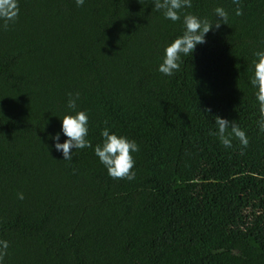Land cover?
Returning a JSON list of instances; mask_svg holds the SVG:
<instances>
[{"label":"trees","instance_id":"1","mask_svg":"<svg viewBox=\"0 0 264 264\" xmlns=\"http://www.w3.org/2000/svg\"><path fill=\"white\" fill-rule=\"evenodd\" d=\"M216 7L227 24L164 77L182 22L152 0H18L0 23L2 264H264V133L248 83L264 0H241L240 16L232 0L184 11L211 19ZM76 92L92 147L63 161L50 136ZM215 116L235 121L247 148H224ZM105 127L138 144L133 181L94 155Z\"/></svg>","mask_w":264,"mask_h":264},{"label":"clouds","instance_id":"2","mask_svg":"<svg viewBox=\"0 0 264 264\" xmlns=\"http://www.w3.org/2000/svg\"><path fill=\"white\" fill-rule=\"evenodd\" d=\"M76 7H81L85 0H74ZM234 15L242 14L241 0H232ZM192 7V0H152V10L160 13L165 20L173 23L182 22V34L164 47L157 66V72L164 77H172L180 71L182 57H190L197 46L206 43V35L210 31L218 30L221 25H226L229 14L222 7L213 9L212 18H201L184 10ZM18 0H0V23L7 27L14 22L18 15ZM215 18V19H214ZM251 75L248 83L254 90V97L260 113L257 121L258 132L264 133V50L254 53ZM79 93H68L66 107L75 112L74 115H64L60 118L59 131L50 136L52 148L60 153L63 161H71L76 150L92 147L88 136V115L84 111H75ZM214 135L224 148L232 147V140L236 139L241 148H247L248 137L235 121L215 116ZM101 142L94 149L98 162L106 170L107 175L114 180L133 181L135 165L133 154L139 151V146L134 140L124 136L110 133L107 127L100 132ZM61 137L65 139L60 142ZM17 199L23 200V193H17ZM9 245L6 240H0V264L7 253Z\"/></svg>","mask_w":264,"mask_h":264}]
</instances>
